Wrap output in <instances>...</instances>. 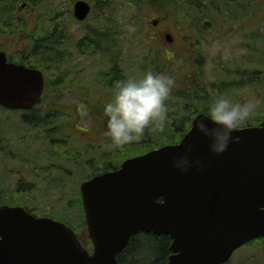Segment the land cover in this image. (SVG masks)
Wrapping results in <instances>:
<instances>
[{
	"label": "rangeland",
	"instance_id": "rangeland-1",
	"mask_svg": "<svg viewBox=\"0 0 264 264\" xmlns=\"http://www.w3.org/2000/svg\"><path fill=\"white\" fill-rule=\"evenodd\" d=\"M15 1L13 10L9 9L8 15L5 13L0 20V38L3 42L0 49L7 48L8 56L14 55L17 59L20 53H24V57L48 53L50 65L38 67L45 76L46 90L50 88L51 78L63 80L75 74L79 78L103 81L114 75V68H119L125 78L139 77L147 70L161 72L165 63L169 60L179 62L178 58L181 57L180 54L176 57L173 53L159 51L157 49L159 47L152 44L156 39L158 45H165L161 38H155L154 34H150L155 29L151 21H154L157 14L154 9L146 6L147 2L83 0L91 2L93 8L87 19L79 22L72 12L77 0ZM209 1L211 0H200L198 3H201L200 6H205L209 4ZM226 7L228 11H233L234 15L240 12L239 9L230 5H220L219 10L206 12L207 15L226 14ZM2 9H5V5L1 6L0 10ZM182 9L184 12L188 10L190 14L192 12L188 7H182ZM183 10H180L181 15H184ZM194 15L199 14L195 13L187 17L191 18ZM49 16L50 36L47 33ZM204 23L207 22L205 20L199 22V27ZM189 24L192 26V23L189 22ZM228 24L229 21H226L218 29H213V35H211L212 28H209L211 24L205 27L206 35L201 44L202 52L207 56L204 73L208 84L216 82L218 85L215 87L220 86L222 89L221 85L236 83V81L219 63L225 62L232 66L247 68L248 77L246 76V80L242 79L247 88L240 89L229 85L230 88L226 87L225 92L234 102L253 104L250 116L239 125L250 126L264 119V61L262 68L256 70L254 59L244 58L248 52L245 51L243 42L247 43L248 40L257 38L254 30H247L242 38V35L234 32L233 28L227 31ZM8 27L11 28L9 34L6 33ZM221 29L225 30L223 38H220L217 33ZM38 35L44 38L39 37L42 45L39 44L37 47ZM259 35L263 45L264 59V32ZM183 51L184 48H181L179 53ZM250 54L252 56L251 51ZM67 64H74V66L67 67ZM216 88L205 89L209 96L207 100L205 99L206 101L198 99V101L189 102V105L187 102H178L174 95L170 94L166 101L168 113L164 128L152 130L150 127L141 141L129 144H139V148L144 149L149 145H157L156 141H165L162 138L165 134H184L187 126L186 119L196 112L192 106L203 108L206 112L207 106L218 96ZM44 102L45 100L36 108V113L44 110ZM78 107L83 110L81 103L75 100L61 98L51 102L50 112L58 116L54 118L55 115H53L52 119L48 117L45 127L35 125L34 119L31 118L35 112L30 114L20 110L6 109L4 111L0 107V132H5L2 136L11 140L2 143L5 152L0 148V197L3 198L0 205L22 203L37 216L55 214L67 220L75 229L78 227V235L85 238L86 231L79 229V223L82 222L79 219L83 218L78 214L77 209L69 210L71 202L75 200V197L70 195V187L74 184L78 185L85 177L99 173L102 169L109 170L112 162L108 160L105 165L106 162L103 159L110 155L128 156L130 153L125 152L123 146H115L109 138L104 136L102 138H106L107 142L95 150L89 144L80 146L76 140L69 138L65 133L56 131L57 128L63 129L57 126V123L67 118V114L62 115V111L71 113ZM69 116L70 118L73 116L76 122L79 121L77 115L69 114ZM183 119L182 125H178ZM80 124L84 125L85 120L81 119ZM179 126L182 127L178 129ZM73 135L77 136L76 133ZM147 135L153 136L155 142H150V139L145 140ZM97 138L99 136L95 137ZM145 142H148V145L144 144ZM110 159L113 163L115 162L114 156H110ZM88 160H91L92 165L87 162ZM13 191L19 193L16 194L17 198L16 192ZM223 264H264V240L258 239L240 247Z\"/></svg>",
	"mask_w": 264,
	"mask_h": 264
},
{
	"label": "water",
	"instance_id": "water-1",
	"mask_svg": "<svg viewBox=\"0 0 264 264\" xmlns=\"http://www.w3.org/2000/svg\"><path fill=\"white\" fill-rule=\"evenodd\" d=\"M89 10L79 0L74 17L82 21ZM42 88L40 70L7 62L0 50V106L29 110ZM203 116L193 118L178 143L129 157L79 184L90 251L63 221L1 204L0 264H119L117 254L139 232L169 236V264H223L263 237L264 120L236 128L227 149L214 154L208 138L192 127ZM188 143L189 159L199 157L201 164L181 171L173 158Z\"/></svg>",
	"mask_w": 264,
	"mask_h": 264
},
{
	"label": "flooded vegetation",
	"instance_id": "flooded-vegetation-1",
	"mask_svg": "<svg viewBox=\"0 0 264 264\" xmlns=\"http://www.w3.org/2000/svg\"><path fill=\"white\" fill-rule=\"evenodd\" d=\"M197 1V0H195ZM91 10L93 8L92 3L90 2ZM208 6H234L240 7V12L237 15H229V14H216V15H207L206 17L203 15H194L191 16L189 19L187 16H179L177 18L170 17L166 21L161 20L162 17L157 15L158 25L153 29L150 34H154L155 38L162 39L163 46L158 45L155 39V43H152L154 46H158L157 48L159 51L165 53H173L176 57L180 54V58H178L179 62H173V60H169L165 63L162 67V71L165 74L171 75L174 80L175 84L172 87L171 94L174 95L175 99L178 102H194L198 101V99L207 100L209 98L208 94H206L207 87L216 88L218 84L216 82H212L208 84V80L206 79L204 73V66L207 63V56L205 53L202 52L201 44L204 42V36L206 35L205 27L209 26L212 28V34L214 33L213 29H218L223 22L229 21L228 26L226 27L227 31L230 28L235 30L238 34L243 35L249 29L254 30L257 34V38L254 40H248L247 43L243 42L245 51L248 52L245 59H254L255 69H261L263 65V45L260 41V33L264 32V0H211L209 1ZM70 9V8H69ZM251 13V14H249ZM248 14V15H247ZM49 22L47 25V33L50 36V16ZM191 20L192 26L189 24ZM205 22L201 27H199V22ZM209 22V23H208ZM218 22V23H215ZM192 28V30H188V28ZM225 30L221 29L218 30V36L223 38ZM148 33V35H150ZM169 35V40L166 39V36ZM50 42V39H49ZM3 45V42L0 38V46ZM184 48L183 52L179 53V50ZM252 53V56L250 54ZM28 56L24 57V53H20V62L25 61L27 62ZM244 59V60H245ZM219 65L223 68H226L229 76L236 81V83L230 84H223L218 86V95L226 94L225 88L230 86H238L240 89H245V85L242 82V79L246 80V72L247 68L232 66L230 63L221 62ZM257 65H260L257 67ZM73 67L74 64H67V67ZM118 69L119 68H114ZM226 76V75H225ZM248 77V76H247ZM125 78H118L117 72L114 71V75L112 77H107L106 80L99 81V80H87L85 77L79 78L77 75L72 74L69 75L66 79H58V78H51L50 80V88L44 89L43 92L46 90L49 95L47 96V105H50V102L56 101L58 99H68V100H75L81 103L83 110H80L79 107L73 112L69 113L66 111H62L63 114H67L66 120L58 122L57 126L63 129H56L60 130L62 134H66L69 138H72L78 142L80 146H85L89 144L92 149L97 150V148L107 142L106 138H102V129L105 126V117L103 114V104L109 98L112 88L117 80H121ZM233 84V85H232ZM230 85V86H229ZM217 95V94H216ZM205 100V101H206ZM42 104V102L40 103ZM189 105V104H188ZM193 105V104H191ZM46 105L44 104L43 108ZM194 109L195 114L198 112H203V108H198L192 106ZM23 112V111H22ZM34 110L27 111V113H34ZM192 112V110L190 111ZM25 113V112H23ZM38 114L41 115H48L50 116L56 115L50 111H39ZM69 114L77 115L79 121L76 122L74 117L70 118ZM193 116V115H192ZM194 117V116H193ZM191 118V117H189ZM81 119L85 120V124L81 126ZM50 123V122H49ZM182 127L179 126L178 129ZM237 128H241L238 126ZM149 129H146L145 133L149 132ZM69 131V133H67ZM73 133H76L77 136H74ZM50 135V133H48ZM68 134V135H67ZM81 135V137H80ZM99 136V138L95 139V137ZM85 139V140H84ZM89 140L90 142L87 143L86 141ZM95 140V143H93ZM92 165L91 160H88ZM92 177V176H90ZM87 177L82 181L87 180ZM81 181V182H82ZM70 195L75 197V200H80V192L79 186L74 184L70 187ZM74 207H69L70 211H75L77 209L78 214L81 216L82 209L75 204ZM81 223H79V229L86 231V223L84 219ZM64 222L67 220H63ZM67 223V222H66ZM68 224V223H67ZM69 226V224H68ZM74 232L76 233L77 237L81 240L82 243H87V233L85 238L78 235V227L75 229L74 226H70Z\"/></svg>",
	"mask_w": 264,
	"mask_h": 264
},
{
	"label": "clouds",
	"instance_id": "clouds-1",
	"mask_svg": "<svg viewBox=\"0 0 264 264\" xmlns=\"http://www.w3.org/2000/svg\"><path fill=\"white\" fill-rule=\"evenodd\" d=\"M174 84L171 75L152 70L145 71L139 77L117 80L103 104L105 126L101 134L115 146L122 147L141 141L149 127L152 130L163 129L168 113L166 101ZM252 110L251 102H234L230 96L222 93L213 99L207 106L205 116L196 119L192 127L208 138L210 152L220 154L233 141V131L250 116ZM191 150L192 144H185L183 151L174 156L173 167L186 171L191 166H199V157L189 159Z\"/></svg>",
	"mask_w": 264,
	"mask_h": 264
},
{
	"label": "trees",
	"instance_id": "trees-1",
	"mask_svg": "<svg viewBox=\"0 0 264 264\" xmlns=\"http://www.w3.org/2000/svg\"><path fill=\"white\" fill-rule=\"evenodd\" d=\"M14 1L15 0H12V1L11 0H0V8L1 6L5 5V9L0 10V20L3 18V15H5V13L8 15L9 9L10 11L13 10ZM142 1L145 3L147 2L146 6H148L150 9H154L156 14L162 17L161 20H167L170 17L177 18L179 16H189L195 13L206 16L207 15L206 11L209 12L210 10H214V11L219 10L218 8L219 6H208V5L200 6L201 3H198L200 0H197V1L195 0H141V2ZM182 7H185V8L188 7V9L192 11L191 14L190 12H188V10H185L184 12ZM235 8L240 10V7H235ZM180 10H183L184 15H181L182 13H180ZM225 13L229 15L235 14L231 10L228 11V7H226ZM189 22L191 23V20ZM189 30H192V28H190ZM10 31H11V28L8 27L6 33L9 34ZM95 36L98 37L97 35ZM39 37L44 38V36H41V35H38L36 37V40H37L36 42L38 43L37 47L39 46V44L42 45ZM104 40H105V36H104ZM4 49L8 53V49L7 48H4ZM50 51H51V48H50ZM38 55L39 56H34V55L28 56L27 60H29L28 61L29 65L34 66V67H42V65L44 66L50 65L51 60H49L48 53L46 52L38 53ZM11 60L14 62H17L16 56L12 55ZM113 71L117 72L118 78H125L122 75L121 70L114 69ZM235 87H238V86H235ZM44 110L49 111L50 107ZM34 111H36V109ZM51 117L53 118V116H50V119H52ZM31 118L34 119L33 121L35 125L38 127H45L47 125L48 115H41L35 112ZM182 121H184V119L180 120V122ZM188 127L189 126L187 125L186 130L188 129ZM57 131L59 132L60 130H57ZM3 133L5 132H0V148H2L3 152H5L4 147L2 146V143L3 142L7 143V141H11V140L7 139V137L2 136ZM182 136L183 134L176 135L173 133H168L162 136V138L165 139V141L155 142L153 136L147 135L145 140L150 139L151 140L150 142H155L157 143V145H154V146L149 145L147 148L143 149L142 147L139 148L140 147L139 144H134L137 142H134L133 144H126L123 146V148L125 149V152L128 151L130 155L128 156L110 155V156H114L115 162L113 163V161L110 159V156H109L106 159H103V161L106 162V164L105 163L104 164L107 165L108 160H110L112 162L111 168H117L120 162L124 160L126 157L136 155V154H141L148 149L154 148L156 146H160L165 143H177ZM144 144L148 145V142H145ZM6 153L8 154V152ZM104 170L105 169H102L100 170V172H103ZM13 192H16L15 197L17 198L16 194H19V193L17 191H13ZM2 201H3V198L0 197V202ZM75 204H77L80 207L79 200H76L74 203L70 204V207L76 206ZM15 205H23V204L17 203ZM52 215H55V214H52ZM260 240H264V237L260 238ZM170 243H171V239L169 238L168 235H165V234L156 235L153 233L139 232L138 234L130 237L126 247L120 253L117 254L118 263L119 264H169L168 256L170 254V251H169Z\"/></svg>",
	"mask_w": 264,
	"mask_h": 264
}]
</instances>
